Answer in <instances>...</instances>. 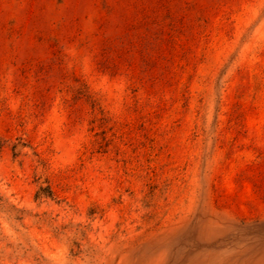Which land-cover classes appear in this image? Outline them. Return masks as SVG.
<instances>
[{"label": "rangeland", "instance_id": "obj_1", "mask_svg": "<svg viewBox=\"0 0 264 264\" xmlns=\"http://www.w3.org/2000/svg\"><path fill=\"white\" fill-rule=\"evenodd\" d=\"M0 264H264V0H0Z\"/></svg>", "mask_w": 264, "mask_h": 264}]
</instances>
